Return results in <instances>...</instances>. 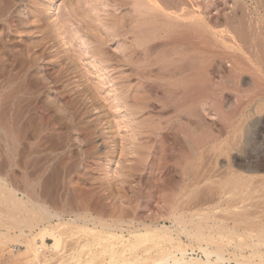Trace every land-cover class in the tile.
Returning a JSON list of instances; mask_svg holds the SVG:
<instances>
[{"label":"rangeland","instance_id":"1","mask_svg":"<svg viewBox=\"0 0 264 264\" xmlns=\"http://www.w3.org/2000/svg\"><path fill=\"white\" fill-rule=\"evenodd\" d=\"M54 2H56L59 5L58 10L55 14L49 15L48 14L49 7ZM195 11H199L200 14L192 15V12H195ZM192 17L200 18L205 23H207L209 26H214L213 28L217 30H221V29L227 30L228 29V30L235 31L236 36L238 37L239 49H237L235 53L234 50L236 49L234 50L232 49L231 51V49H229L225 41L224 43L223 41L222 42L219 41V43L217 42L215 43L216 40L212 38L213 36L210 37L211 35L210 31H208L205 35H203V37L201 38L199 37L201 39L199 41V38L197 37V35L196 34L194 35L195 33L194 30L193 32L191 31L192 29L190 30L189 24H191ZM176 24L179 28H177ZM180 24L181 25L183 24L184 27L183 25L181 27ZM187 24H188V27H187ZM169 28L172 31H169L168 30ZM187 30H190V31H187ZM168 31L171 33H169ZM174 31L175 33H173ZM186 31L190 33H187ZM185 33L186 35L189 34L187 35L188 37L191 34L192 35L188 38L186 35L184 36ZM192 37H194V40ZM196 40H198V42ZM184 41L187 42L188 44L189 42H191L190 44L192 47L187 46L188 44H186ZM208 41L210 42V44H208L209 43ZM248 41L249 42L252 41L254 43L260 42L262 43V46L264 47V2L263 0H0V64L3 65V66L0 65V73H1L0 77L3 79L5 78L7 79V80L5 79L4 81L3 79L1 80L0 78V84L2 81V84L0 85V100L2 99L6 101L7 99L8 101V102L2 101V100H1L2 102L0 101L2 105V106L0 105V111L2 110V112H0V123H1L0 130L2 129L0 131V166H1L0 176H2L5 180L11 181V178L9 177H11L12 175L13 177H18L19 175L21 176L23 174L21 173L22 170L15 171L14 169L10 168V165H8L10 163L8 161H10V158L12 157V153H11L12 141H9L8 139L10 138L12 139L13 138L12 133H14V129L12 125L13 123L11 120L12 115L11 116L9 115L10 113L11 114L14 113L12 110L15 108L13 107L11 103L13 102L12 100L16 98V95H17L18 98L20 97V99L18 98L16 99V104L18 103L17 105L20 106L17 109L20 110L18 111L19 113L21 112V115L25 116L24 117L20 115L21 117H23L22 119L25 120V122L22 119L20 121L21 123L19 125V127L21 128L20 136L22 135L23 138L25 134H26L25 137L28 136L27 138H24V140L21 136L22 144L20 147L21 149L20 151L22 153L25 152L26 150V149H23V148H26L25 145L29 144L30 142L28 141V139L31 141L32 140L34 141L36 136H38L40 129L43 125L42 124L43 119L45 117L49 119L47 127H49L48 129L50 130H48V133H47L48 135L46 136V138L40 141L41 142L40 144L41 146L44 145L42 148L43 149L45 148L44 150L47 151L46 153L47 157L49 154L50 155L52 154L51 155L52 158L50 159L51 163L46 162V161H43V162H46V163H43L41 161L43 163L42 165L39 160H38L39 162L37 161L38 159L37 157H35L36 159L33 158L32 161L36 160L37 163H40L41 165L38 164L37 166V163L36 165L32 164L34 166L30 170L31 175H29V180L32 181L34 179L32 183L33 182L35 183V184L33 183L34 184L33 186L35 188L32 186L33 187L32 189L35 190L34 194L36 193L35 194V197L37 196L36 199H38L39 197L38 201L42 203H44L45 201L46 205L49 204L48 207H50L51 205L53 207V208L50 207L52 210L53 209L59 210L62 207L63 208L69 207V209L71 207L72 208L71 210H77L78 208L82 206L81 209L88 208L89 211L96 217L98 215L99 216L102 215L103 212L105 213L106 211V213L103 214V217L106 219V222L108 221L109 223H113L111 221H115V220L119 221V219L122 221H127L124 227L126 231L127 229L130 230V228H133V227L135 228L139 227V230H142L146 225H148L147 227L151 226L152 228L154 227L155 229L156 228L160 229L165 226L166 227L173 226L172 222L169 220V213L171 211L170 209L173 208V206L175 205V202L178 200L177 201L178 204L176 205H180V206L185 205L186 202L188 201L185 209H187V212H189V209H191L192 212L190 211L191 212V213L189 212L190 214L194 212L196 207L199 210H204L206 208L205 211H208V209H210L211 207L213 208L217 206L216 208L217 210L215 208L210 209L214 212L213 214L211 211V215L214 217V215L217 213L216 215L218 217L217 216L216 217L217 218L221 217L219 219H216V217L214 218L218 220L217 223L219 225L225 224L227 227L229 228L231 227L232 229L235 228L236 224H235V221L233 222V219L235 217H233L232 214L231 215L229 214L231 218L230 216L226 215V212H229L230 210L231 211L236 210L235 211L237 212L236 214L238 213L244 214V212L246 213L247 211L246 215L252 214V216L254 215L253 217L256 218V221H253V222L264 223L263 222L264 221V218H263L264 217V198L260 197L262 192L260 191H259L260 193L256 192L258 194L254 193L253 194L254 198L250 199L251 201H248L247 203H245L246 205L236 204V206L238 205L239 207L242 206L241 207L242 209L233 207L230 210H227V206L226 204L224 206L223 200L216 202L217 200H215L214 193H213V196H211L212 195L211 192H213L211 190L212 186H210L211 183L203 184L202 187L198 188V190L196 187L193 188V186H190V188L187 186L186 188L185 187L186 185L182 180V174H181V168L183 164L182 163L183 161L181 160L183 159L181 157L182 154L180 152H182L181 150H185L184 148L186 144L185 153H187V151L191 153V151L193 150L192 151L193 153H191L193 155L196 149L200 147L199 149H197L195 154L199 155L198 153L200 151L204 152L203 154L204 158L202 157V159L205 160L204 161L205 163L202 160V162L204 163V170L206 171L207 170L210 171L212 169L216 170L214 171L216 174L213 173L215 174L214 176H218V173H219L221 174L219 176L222 177L223 173L225 174L227 172V168H228L227 166L229 165L230 160L234 158L232 159L231 163H233V165H235L238 168L237 169L234 166L235 169H237L242 174L246 173V174H243L245 176H248V174L249 176H252V173H253V175L255 176V182L257 178L258 180L259 178H261V180L259 181L257 180V183L264 185V181H262L264 178L263 177L264 176V171H263L264 169V161H263L264 160V108H263L264 107V72H263L264 69L262 67L260 68V64L258 65L255 59H252L255 57H254V54L250 52V50L248 51V48H249L247 46V43H249ZM207 44L211 46H208ZM196 47L198 48V50L196 49ZM191 48L196 49V50H192ZM230 51L232 53L234 52L233 56H231ZM14 53L16 55H14ZM211 53H215V56L218 55L216 56L217 58L214 55L212 56ZM251 54L253 55V57ZM261 56H264V55L261 54ZM193 60L197 62V64ZM188 61L189 63H193L194 65L196 64L195 66L197 65L199 66L193 69L194 67L192 68V66L194 65L192 64V66L189 65L191 67L188 68V66L187 65L185 66L184 64V63L189 64ZM215 62H216V65H214ZM230 62L232 64L234 63L233 64L235 65L234 69L231 67L232 64ZM229 64H230V68L228 66ZM204 65H207L205 66L206 67L205 70H204ZM208 65H212V66L209 67ZM179 66H182V67H179ZM214 66L217 69L214 68ZM241 66L243 70H241L242 69ZM176 67L180 70V72L179 70H176L177 69ZM207 67H209V69ZM13 68H14V71H12ZM139 68L143 69L144 71L142 70L140 71ZM161 68L162 69L165 68V69L162 70ZM182 68L184 69L183 70L184 72L182 73L183 75L181 74ZM200 68L202 69L200 70ZM229 69L230 71H228ZM236 69L237 70L239 69V71H237ZM160 70L162 71V73L161 72L157 73ZM219 70L221 73L218 72ZM235 70L237 71V73H235L236 72ZM163 71H164V74H163ZM189 71L192 73V75L190 73L189 76H192L193 78L192 77L190 78L189 76H187ZM224 71L227 73H224ZM18 72L20 73V75ZM152 72L154 75H152ZM165 72L170 75L166 74ZM200 72L202 73L200 74ZM232 72L234 75L235 74L236 75L234 76ZM13 73L15 76L13 75ZM173 73H175L176 76L181 74V76H179L180 78L178 76H177L178 78H176V76H174ZM208 74L210 75L209 77L207 76ZM220 74L221 76L222 74H224L226 78L224 77V75L221 77ZM260 74H262V76ZM161 75H164V76L161 77ZM197 75H198L200 83H202L200 84V86H199L198 79H195ZM8 76L14 79L11 78L10 80H8L9 79ZM56 76L58 77L56 78ZM153 76L154 77L156 76L157 78L156 77L154 78ZM167 76L170 81L167 79ZM182 76L184 77L185 82L183 81L184 79H182L183 78ZM145 77L149 78V79L147 78L149 80V83ZM210 77H212V79ZM160 78L161 79L164 78V79L159 80ZM208 78H210V80H212L213 83L212 81H209ZM233 78L234 79L239 78V81L234 80ZM176 79L180 80L181 83H184V84L183 85L179 84L180 82L179 81L177 82ZM186 79H189L190 82ZM225 79H227L226 80L227 82L225 81ZM228 79L230 81H228ZM11 80H13V82H10ZM195 80H197L198 82ZM150 81H153V82H150ZM191 81L193 82V84L191 83ZM208 82H211L212 86H210L211 83H208ZM220 82L222 85L224 84L222 87H220L221 86V84H219ZM238 82L240 83V85ZM156 83H159V84L155 85ZM174 83L175 84L178 83L179 85L176 84L175 86ZM205 83L206 84L208 83V84L206 85ZM217 83H218V86H217ZM164 84L166 86L168 84L169 85L166 87ZM236 84L237 86L239 85V87H236L235 86ZM5 85H8V86L5 87ZM161 85L163 87H161ZM180 85H182L183 87H181ZM190 85L192 86L195 85L193 87H196V88L199 87L198 89H200L201 91L203 89L202 86L204 87L208 86L209 89L206 87V90L209 91L207 94H210L208 97L210 96L211 97L209 98L210 100L208 99L209 101L207 100L208 102L204 101L207 103V104L205 103L206 105L203 104L204 102L202 101L201 96L199 97L196 96L195 98L193 97L194 96L193 93L197 94L198 91L200 90L195 88V91L196 90L198 91L196 92L191 91L194 89H191L193 87ZM179 86L181 87V89H183L182 91L184 93L188 92V95L189 93L191 94L190 96L193 95L192 96L193 99L190 97L188 99L190 100V102L189 104H187L188 108L191 105L190 103L196 104L195 105L196 107L193 106L194 104L191 105L192 107L190 106L192 109L191 113H190V110L189 109L187 110L186 108L187 102L183 106H180L178 108L176 107V102L178 101H176L175 99H180L179 96L183 93L181 89L177 90L179 89ZM214 86H217L218 88ZM188 87L190 90H187ZM212 87L214 88L211 89ZM230 87L234 89L232 90ZM25 88L26 89L28 88V89L25 90ZM169 88L174 91H171V90L169 91ZM223 88H224V91L222 90ZM2 89L3 90L5 89V90L3 91ZM160 89L162 93L160 92ZM211 90L213 91L215 90L216 92L218 90L217 92L218 94L215 91L211 93L212 92ZM164 91H166L168 94L165 93ZM231 91L232 92L235 91L234 94H232L235 98L230 95L232 93ZM12 92L13 93L15 92V94H13ZM29 92L31 94H29ZM172 92L174 94H177L179 92L180 93L179 95H175L176 97L178 96L177 98L173 97L174 98L173 99L172 96L171 97L168 96L169 97L168 99L167 95H173ZM219 92L223 94H220ZM227 92H229L230 94L229 93L227 94ZM201 93L205 94L204 92H201ZM154 94L158 96L155 97ZM215 94H217L216 96H218L219 94L220 95L219 97H216ZM4 95L5 97H2ZM149 95H151L152 97ZM223 95L225 96L222 98ZM161 97H162V100L166 99L165 101L167 103L169 101V103L165 104V101H162V103H164L163 105L161 104V102L159 103V100L161 101ZM212 97L214 98V101L211 100ZM157 98H159V100ZM170 98L172 99V101L170 100ZM199 98L202 101L201 103L198 102L200 101ZM22 99H24L25 102H23ZM204 99L205 98H203V100ZM148 100H150V102ZM193 100H196V101H193ZM19 101H20V104H19ZM217 101L218 102L220 101L219 105H216ZM222 101H224V103H222ZM172 102H174L175 104ZM212 102H215V103L212 104ZM146 103H148V105ZM170 103L174 104L175 107L172 105V107H169L170 109H168L167 105H169ZM232 103H235L234 104L235 108ZM45 104L47 107L45 106ZM230 104H232V106ZM262 104H263V107L261 106ZM198 105H200L201 108ZM209 105H212V106H209ZM145 106H148L149 108L147 107L146 109ZM221 106H225L226 109ZM260 106L262 109L260 108ZM30 107L32 109L34 108L35 110H32ZM150 107L152 109H156V112L155 110H152ZM164 107L167 109H165ZM173 107L175 108L174 111H172ZM207 107L208 108L210 107V108L208 109ZM211 107H213L212 110H211ZM220 107L221 109L223 108L224 109L218 110ZM227 107L228 108L231 107L230 110H227L228 109ZM24 108L25 109L28 108V109L25 110ZM179 108L185 109L184 111H182L181 116L179 114H181L182 109L180 110ZM233 108L236 110H234ZM257 108L259 109L257 110ZM194 109L197 112V114L194 111ZM231 109H233L235 112H233ZM260 109L263 112L260 113L261 111ZM216 110L218 112H216ZM186 111L187 113L189 112V115L186 113ZM198 111H201V112L199 113ZM220 111H222V113ZM27 112L29 113V115H27L28 114ZM47 112L49 113L48 115H46ZM219 112L221 114H219ZM159 113L161 115H158ZM165 113L171 114L170 116L172 119L167 114L165 116ZM174 113H177V114L174 115ZM193 114H196V117H198L201 114L198 118L200 119L202 118L204 121L203 120L200 121V119L198 121H194L196 120V117L195 119H192L194 118ZM42 116L44 117L42 118ZM217 116L218 117L220 116L221 120ZM237 116L238 118H236ZM7 117H9V119ZM173 117H175L176 120L177 119L182 120L183 118L185 119V117H187L186 120L183 119V121L186 123H188L189 121L188 124L192 127V131L191 130H190L191 132L189 131V128H191L189 125H188L189 127L187 126V127H184L183 129L182 128L183 126L181 127L178 120L177 121L174 120L175 118L173 119ZM226 117L229 120L226 119ZM160 118L164 120L166 119L165 122L167 124L165 123V127L167 128L164 127V120L162 119L160 120ZM188 118L191 120H189ZM216 118L219 120L217 121ZM222 118H224V120ZM230 118L231 120L233 119V122L235 124L237 123L235 126L241 125V127L245 129L247 128L248 125L249 126L252 125L251 128L254 126L253 129L249 130L248 129L249 127L247 129L248 131L253 133V134L251 133L253 137L255 136L253 140L256 144L252 143L253 142L252 140L251 142H249V144L248 142L246 145L243 143L244 146L239 145V149L230 151L231 155L230 153L229 155L231 157L228 155L230 159H228L227 156H223V155L222 156L216 155L217 156L216 157L214 156V154L211 153L215 157L214 158L210 154V152H208L209 147L207 146L208 144L209 146H211V144H218L223 141L222 139H224V141L226 140V137L228 136L227 134L226 136L224 135V137H221L220 139H218L219 141H217L216 138L217 136L219 137L218 131L222 130L221 126L223 127L225 125H229L230 123L229 121H231ZM71 119L73 121L75 119L76 121L74 128L69 127L71 125L70 124L71 122L69 123V121H72ZM156 119L157 121L155 122ZM167 119L172 124L168 122ZM241 119L244 120L245 123ZM4 120H6L7 122ZM27 120L28 122H26ZM158 120L160 122H158ZM59 121L61 123L63 122L62 125ZM190 121L191 122L193 121L192 124ZM222 121L224 122L225 125L224 124L218 125V123L220 122L222 123ZM22 122H24L25 125ZM194 125H195V128H194ZM199 125H201L200 130H199V127H200ZM212 125H215L216 128ZM158 126H161V127H158ZM206 127L207 128L211 127V128L206 129ZM241 127L239 128V134H238L239 137H243L244 135V133H241V130L243 132L245 131L244 129H241ZM28 128L30 130L33 128L31 130L32 132ZM159 128L162 131H160ZM186 128L188 129L186 130ZM203 128L206 130V132L204 133L202 131L204 130ZM6 129H7V133H6ZM54 129L55 131L56 130L57 131L55 132ZM176 130H177V133L178 132L180 134L184 133V135H180L179 133L176 134V132H174ZM8 132L11 134H9ZM22 132H25V134L23 135ZM34 132L37 134H35ZM205 133L206 134L208 133V135H206ZM195 135L198 137H195ZM50 136L51 138H48ZM203 137L205 138L206 141L209 140L207 141L208 143L204 140ZM210 137H213V138L210 139ZM161 138H163L165 141L163 139L161 141ZM174 138L178 139V141L174 140ZM193 138L194 139L197 138V139L194 140ZM202 138L203 140H201ZM179 139H180V143H179ZM190 139L193 140L192 141L193 143L195 141L196 143H194L193 145ZM259 139L261 140V142ZM42 142H43V145H42ZM168 142H169V146H171L170 148L169 146H167ZM173 142L174 143L176 142L178 145L176 143L174 144ZM186 142L188 143L190 142L189 143L190 145L187 146L188 143ZM203 142H206V144H203ZM2 143L4 146L2 145ZM159 143L161 144L159 145ZM181 144H183V146ZM253 144L255 145L254 148H253L254 146ZM162 145H164V147ZM174 145L176 148H174ZM247 145L248 146L250 145L249 148L247 147ZM251 145H252V148H251ZM189 146L191 147V149L188 150ZM193 146L194 148L195 146L197 148L194 149ZM85 151L87 153L86 155H85ZM9 155H11V157ZM46 155L44 154V156ZM162 155L164 157L167 155L166 156L167 158L166 157L164 158ZM62 156H63V159L65 160L62 159ZM65 156L68 159H66ZM173 157L175 159H173ZM224 157H225V160H224ZM162 158L164 162L162 161ZM172 159L175 160V162ZM165 161L166 162L168 161V163H166ZM171 161H173V163H169ZM212 161L214 162L212 163ZM62 163L63 164L67 163V164H65L66 165L65 166V165H62ZM174 163H176L177 165H175ZM209 164H211L212 166H210ZM216 165L217 167H215ZM2 167L4 168L5 171L3 170ZM246 167H250L251 169L255 168L256 170L258 168L260 172L259 170L255 172L256 171L255 169H253L255 171H252V173L244 172L243 170ZM42 168L44 169L45 172L43 171ZM68 168H70L71 170H68ZM33 169H35V171ZM64 169H67V172ZM139 169H141V171H138ZM218 170L220 171L218 172ZM3 171L5 172V174ZM41 171H43L42 172L43 175L40 174ZM32 173L34 174L35 177L33 176ZM23 175L21 177L20 176L18 177V180H19L18 183H21L23 181L22 179L24 177ZM165 176L167 178L168 177L170 178L167 179ZM220 177H218V179L215 177V179L219 180ZM165 178H166V181L164 180ZM38 179H39V183H38ZM67 180L70 182H68ZM177 181H179L180 183ZM173 183L176 185H174ZM182 183H184V185ZM256 185L259 186L258 187L259 189L260 187H261V190L263 189L261 185H258V184ZM185 188L188 189V191L185 190L188 193L189 191L190 192L195 191L194 193H197V195L192 192L195 198L194 197L192 198L191 193L190 195L186 193L185 191L182 192V190H184ZM201 190L203 191V194ZM179 191H181L182 193ZM180 193L182 196L180 195ZM188 195L191 197H188ZM179 196L181 197L179 198ZM184 196L185 197L187 196V199L188 198H191V199L189 200L186 199V201H184L185 200ZM200 196L202 198L201 200L199 199ZM203 196L207 198L209 196L210 198L213 197V199L208 198V200L209 201L212 200V202L210 201L211 203L210 202L208 203L207 198ZM174 197H177V198H174ZM172 198L174 199L172 200ZM95 199L98 200L97 203H96L97 200L95 201ZM196 199L200 201H197ZM203 199L207 201H204ZM202 200H203V204L205 205L201 206L202 207L201 208L199 205L202 204ZM189 201L190 202L192 201L191 204ZM193 202L195 204L199 202V204H196L197 205L196 206L193 204ZM206 202L209 205H207ZM219 203L220 204L222 203V204L219 206L218 205ZM224 203H227V202L224 201ZM86 204L88 206L90 204L91 205L88 207L86 206ZM94 204L96 206H94ZM243 206H246V208H244ZM90 207H93V209H90ZM220 208H223V209L220 210ZM82 211H86V210H82ZM218 212H220L219 215H218ZM235 212L233 213L235 214ZM222 217L224 218L226 217L225 220L227 218H230L231 220L228 221L229 224L227 222L228 219L224 221ZM259 217L262 218V222ZM255 218L253 220H255ZM258 218L260 221L258 220ZM71 219H75V218L74 217L66 218V220L68 221ZM221 219H223L222 220L223 224L220 221ZM131 223H133V227ZM56 224H57V221L54 222V225ZM78 224H79V227H76L78 226ZM128 224L130 225L128 226ZM233 224H234V228L232 227ZM67 226L65 228L63 226L62 228L60 227V229H58V232L60 231L59 233L64 232V234H67L65 235L67 237H64L65 239H63L64 240L63 249L61 248L62 250L59 251V253H56L55 258L52 261L48 262V264H64L62 260L64 261L66 258H68L67 259L68 262L65 260L66 261L65 264H68V263L75 264L76 262L79 261V259L82 260V261L80 260L81 262L80 264H82L84 263V261L86 262L89 259L88 258L89 253L91 254V252L93 251L94 252L98 251L97 247L96 248L95 247L84 248L87 242L92 241L91 240L92 234L98 232V230H96V232L91 231L92 233L89 231L88 233L86 232L88 230L86 229L85 231V227L84 225L82 226L80 221L77 224H75V226L72 225L71 229H70V226H68L69 228H67ZM74 227H76L77 229H75ZM0 228H1L0 234H2L1 232H4L5 229L2 227ZM81 228L83 230H81ZM89 228L92 229L93 227L89 226ZM9 231H11V236L15 237L13 232H16V230L13 231V229H11ZM143 232L144 231L142 230V233ZM124 236L126 240L127 238L128 239L130 238V235L128 234V232H126ZM185 238L186 237L182 238L183 244L190 245L187 238L186 239ZM86 239L88 240L87 242H86ZM46 243L49 246L55 245V237H54L53 231H50V230L47 231ZM149 245L151 246V244L145 245V251L147 252V254L151 255L152 253L156 252L155 254H152L154 256L152 260L155 259V255L158 258L160 257V254L162 253V251H168L170 249L169 247H166V248H162V251H161V248L159 249L158 247L157 249V247H155V249L153 248L155 252H153L152 249H149L148 247ZM150 248H152V246ZM228 248H229L228 249L229 253L233 254L234 252H236V250H234L235 248L233 247V245L232 246L228 245ZM26 249H27L26 246L20 243H10L8 245L0 244V264H24V263L25 264H29V263L39 264V261L38 262L34 261L35 263L34 262L32 263L31 261L33 258L30 255H27V254L21 255L22 252L26 251ZM88 249L91 251L89 252ZM142 249L143 250L141 251L142 252L141 255L148 256L146 255V252H144V248ZM188 249H190V251L188 252L190 257H194V258L202 257L205 260V257L199 251L193 252L191 251V247H188ZM231 249L233 250L231 251ZM83 251H85L84 252L85 255H83ZM229 253L226 254L227 258L230 257L231 255ZM50 254L51 253H48L47 251H43L41 253L40 261L42 262L45 261L46 258H44V256L50 255ZM245 254L250 255L248 249L247 251H245ZM145 256L143 258H145ZM72 257H74V259H72ZM75 257L79 259H76ZM75 259H76V262L74 261ZM231 264H235V262L232 261Z\"/></svg>","mask_w":264,"mask_h":264},{"label":"bare ground","instance_id":"2","mask_svg":"<svg viewBox=\"0 0 264 264\" xmlns=\"http://www.w3.org/2000/svg\"><path fill=\"white\" fill-rule=\"evenodd\" d=\"M263 2H264V0H263ZM58 4L56 3V2H54L50 7H49V10H48V14L49 15H52V14H55L56 12H57V10H58ZM197 12V13H196ZM197 14H200L199 13V11H195V12H192V15H197ZM193 18V17H192ZM191 18V24H189L190 25V30L193 32V30H194V35L196 34L197 35V37L199 38H201V37H203V35H205L208 31H210V37L211 36H213L212 38H214L216 41H215V43L217 42V43H219V41L220 42H222L223 41V43H224V41L227 43V46L229 47V49H231V51H232V49L234 50V49H236V50H234L235 51V53H236V51H237V49H239V44H238V37L236 36V32L235 31H232V30H217V29H215V28H213L214 26H209L207 23H205L203 20H201L200 18H193L192 19ZM183 25V24H182ZM182 25L180 24V26L182 27ZM176 26H177V24H176ZM183 27H184V25H183ZM185 27H186V25H185ZM187 27H188V24H187ZM171 28V27H170ZM170 28L168 29L169 31H172V30H170ZM177 28H179L178 26H177ZM174 29V28H173ZM175 30V29H174ZM190 30H187V31H190ZM168 31V32H169ZM180 31V30H179ZM186 31V32H187ZM178 32V31H177ZM191 32V33H192ZM169 33H171V32H169ZM173 33H175V31L173 32ZM180 33V32H179ZM187 33H190V32H187ZM177 34V33H176ZM175 34V35H176ZM181 34H182V32H181ZM186 35V33L184 34V36ZM187 35H189V34H187ZM186 35V36H187ZM192 35V34H191ZM190 35V36H191ZM209 35V34H208ZM189 36V37H190ZM207 36V35H206ZM188 37V36H187ZM186 37V38H187ZM188 37V38H189ZM196 37V36H195ZM193 38V40H194V37H192ZM198 38H196V39H198ZM199 38V41L201 40ZM189 40V39H188ZM197 42H198V40H196ZM213 41V40H212ZM185 42V41H184ZM193 42V41H192ZM209 42V41H208ZM249 42V41H248ZM186 44H188L187 42H185ZM191 42H189V44H190ZM196 43V42H195ZM201 43V42H200ZM214 43V42H213ZM187 45V46H191V44L190 45ZM206 44V43H205ZM208 44H210V42L208 43ZM207 44V45H208ZM221 44V43H220ZM183 45V44H182ZM194 45V44H193ZM214 45V44H213ZM140 46V45H139ZM208 46H211V45H208ZM218 46H220V45H218ZM247 46L249 47L248 48V51L250 50V52L251 53H253L254 54V57L255 58H252V59H255V61L258 63V65L260 64V68L262 67L263 69H264V56H261V54L262 55H264V47L262 46V43H260V42H249V43H247ZM192 47V46H191ZM214 47V46H213ZM138 48V47H137ZM140 48V47H139ZM148 48H150V47H148ZM187 48H189V47H187ZM195 48V47H194ZM210 48V47H209ZM212 48V47H211ZM215 48V47H214ZM145 49V48H144ZM147 49V48H146ZM192 49V48H191ZM190 49V50H191ZM196 49L198 50V48L196 47ZM196 49H192V50H196ZM199 49H201V48H199ZM213 49V48H212ZM216 49V48H215ZM11 50V49H10ZM189 50V49H188ZM187 50V51H188ZM135 51H137V50H135ZM214 51V50H213ZM217 51V50H216ZM230 51V53H231V56H233V54H234V52L232 53ZM13 52V51H12ZM192 52H194V51H192ZM195 52H197V51H195ZM229 53V54H230ZM212 54V56L214 55L215 56V53H211ZM14 55H16L15 53H14ZM252 55V54H251ZM216 56H218V55H216ZM215 56V57H216ZM235 56H236V54H235ZM252 57H253V55H252ZM18 58V57H17ZM194 58H195V56H194ZM211 58H213V57H211ZM217 58V57H216ZM233 58V57H232ZM251 59V60H252ZM2 60V59H1ZM16 60H18V59H16ZM217 60V59H216ZM194 61V60H193ZM4 62V61H3ZM195 62V61H194ZM213 62V61H212ZM253 62V61H252ZM2 63V62H1ZM14 63V62H13ZM12 63V64H13ZM188 63H189V61H188ZM196 64H197V62H195ZM208 63H210V62H208ZM214 63V62H213ZM231 63V62H230ZM236 63V62H235ZM8 64V63H7ZM18 64H19V62H18ZM185 64V66L187 65L188 66V68H190L191 66H192V64L193 63H189V64H186V63H184ZM184 64H182V65H184ZM195 64V65H196ZM207 64V63H206ZM212 64V63H211ZM232 64V63H231ZM234 64V63H233ZM232 64V65H233ZM253 64V63H252ZM1 66H3L2 64H0ZM6 65V64H5ZM17 65V64H16ZM189 65H191V66H189ZM194 65V64H193ZM192 66V68L193 69H195V67L197 68V66H199V65H197V66ZM213 65V64H212ZM212 65H208L209 67H211ZM214 65H216V62H215V64ZM231 65V67L234 69L235 68V65H233L232 66ZM15 66V65H14ZM205 66H207V65H204V70H205ZM229 66V68H230V64L228 65ZM243 66V65H242ZM242 66H241V68H242ZM253 66V65H252ZM13 67V66H12ZM18 67V66H17ZM179 67H182V66H179ZM202 67V66H201ZM209 67H207L208 69H209ZM256 67V66H255ZM259 67V66H258ZM4 68V67H3ZM177 68V67H176ZM187 68V69H188ZM214 68H216L215 66H214ZM213 68V69H214ZM259 68V69H260ZM10 69H11V67H10ZM17 69V68H16ZM21 69V68H20ZM19 69V70H20ZM155 69V68H154ZM153 69V70H154ZM162 69V68H161ZM165 69V68H164ZM164 69H162V70H164ZM185 69H186V67H185ZM202 68H200V70H201ZM210 69H212V68H210ZM217 69V68H216ZM239 69H240V67H239ZM239 69L237 70V71H239ZM18 70V69H17ZM139 70L141 71H144L143 69H141V68H139ZM152 70V71H153ZM159 70V69H158ZM170 70V69H169ZM168 70V71H169ZM176 70H179L178 68L176 69ZM182 70V72H181V74L184 72L183 70V68L181 69ZM190 70V69H189ZM199 70V71H200ZM207 70V69H206ZM235 70V71H236ZM241 70H243V68L241 69ZM241 70H240V72H241ZM5 71V70H4ZM12 71H14V68H13V70ZM12 71H11V73H12ZM149 71H151V70H149ZM166 71V70H165ZM171 71V70H170ZM191 71V70H190ZM189 71V73H188V75L187 76H189V74L191 73ZM196 71V70H195ZM198 71V70H197ZM209 71V70H208ZM216 71V70H215ZM214 71V72H215ZM228 71H230V69L228 70ZM232 71V70H231ZM237 71L235 72V73H237ZM260 71V70H259ZM6 72V71H5ZM4 72V73H5ZM16 72V71H15ZM14 72V73H15ZM22 72V71H21ZM25 72V71H24ZM23 72V73H24ZM48 72V71H47ZM162 73V71L160 70L159 72H157V73ZM179 72H180V70H179ZM178 72V73H179ZM218 72H220V70L218 71ZM233 72H234V70H233ZM233 72H232V74H233ZM261 72V71H260ZM264 72V71H263ZM14 73H13V75H14ZM19 73V72H18ZM17 73V74H18ZM28 73V72H27ZM141 73V72H140ZM146 73V72H145ZM166 73V72H165ZM186 73V72H185ZM184 73V74H185ZM195 73V72H194ZM202 72H200V74H201ZM221 73V72H220ZM224 73H227V72H225L224 71ZM239 73V72H238ZM1 74V73H0ZM9 74V73H8ZM29 74V73H28ZM143 74V73H142ZM148 74V73H147ZM163 74H164V71H163ZM166 74H168V73H166ZM172 74V73H171ZM174 74V76H176L175 75V73H173ZM181 74H179V75H177L178 77L179 76H181ZM199 74V73H198ZM204 74V73H203ZM203 74H202V76H203ZM216 74V73H215ZM228 74H229V72H228ZM19 75H20V73H19ZM22 75V74H21ZM25 75V74H24ZM23 75V76H24ZM149 75V74H148ZM151 75V74H150ZM152 75H154L153 74V72H152ZM156 75V74H155ZM160 75V74H159ZM159 75H157V76H159ZM168 75H170V74H168ZM183 75V74H182ZM191 75H192V73H191ZM196 75V74H195ZM206 75V74H205ZM204 75V76H205ZM214 75V74H213ZM217 75H218V73H217ZM224 74H222V76H223ZM234 75V74H233ZM236 75V74H235ZM234 75V76H235ZM238 75V74H237ZM261 76H262V74H260ZM2 76V75H1ZM4 76V75H3ZM15 76V75H14ZM28 76V75H27ZM140 76H141V74H140ZM146 76V75H145ZM162 76H164V75H161V77ZM173 76V77H174ZM176 76V78H178ZM193 76H194V74H193ZM208 77L210 76L209 74L207 75ZM220 76H221V74H220ZM221 76V77H222ZM233 76V77H234ZM7 77V76H6ZM9 77V76H8ZM16 77H17V75H16ZM19 77V76H18ZM58 76H56V78H57ZM148 77H150V76H148ZM147 77V78H148ZM154 77V76H153ZM156 77V76H155ZM154 77V78H155ZM183 77V76H182ZM186 77V76H185ZM190 78L192 77V76H189ZM213 77V76H212ZM212 77H210L211 79H212ZM217 77V76H216ZM219 77V76H218ZM224 77H225V75H224ZM1 78V77H0ZM12 78V77H11ZM10 77H9V79L8 80H10L11 79ZM146 78V77H145ZM146 78V79H147ZM152 78V77H151ZM157 78V77H156ZM169 78H170V76H169ZM175 78V77H174ZM173 78V79H174ZM180 78V77H179ZM193 78V77H192ZM210 78H208L209 79V81H212V80H210ZM220 78V77H219ZM226 78V77H225ZM229 78V77H228ZM3 78H1V80H2ZM6 79V78H5ZM5 79H3L4 81H5ZM12 79H14V78H12ZM16 79V78H15ZM149 79V78H148ZM147 79V81H148V83H149V80ZM153 79V78H152ZM164 79V78H163ZM163 79H159V80H163ZM167 79H168V76H167ZM182 79H184V77L182 78ZM195 79H198V81H199V78H198V75H197V77L195 78ZM214 79V78H213ZM222 79V78H221ZM234 79V78H233ZM7 80V79H6ZM54 80V79H53ZM142 80V79H141ZM169 80V79H168ZM177 80V79H176ZM186 80H188L189 81V79H186ZM201 80V79H200ZM220 80V79H219ZM227 79H225V81H226ZM234 80H237V81H239V78L238 79H234ZM154 81V80H153ZM153 81H150V82H153ZM158 81V80H157ZM170 81V80H169ZM175 81V80H174ZM180 82L179 84H184V83H181V81L180 80H177V82ZM184 82H185V79L183 80ZM195 81H197V80H195ZM194 81V82H195ZM197 81V82H198ZM216 81V80H215ZM214 81V82H215ZM228 81H230L229 79H228ZM10 82H13V80H11ZM9 82V83H10ZM57 82V81H56ZM143 82H145V81H143ZM159 82V81H158ZM163 82V81H162ZM173 82V81H172ZM190 82V81H189ZM227 82V81H226ZM233 82V81H232ZM4 83H6V82H4ZM147 83V82H146ZM147 83V84H148ZM169 83V82H168ZM186 83H187V81H186ZM191 83L193 84V82L191 81ZM208 83H211V82H208ZM207 83V84H208ZM212 83H213V81H212ZM212 83L210 84V86H212ZM222 83H224V82H222ZM239 83V82H238ZM258 83V82H257ZM1 84H2V81H1ZM0 84V85H1ZM151 84V83H150ZM157 84H159V83H156L155 85H157ZM160 84H162V83H160ZM167 84V83H166ZM171 84V83H170ZM175 84V83H174ZM176 84H178V83H176ZM176 84H175V86H176ZM178 84V85H179ZM188 84H190V83H188ZM200 84H202V83H200V81H199V86H200ZM206 84V83H205ZM204 84V85H205ZM206 84V85H207ZM219 84H221V82L219 83ZM228 84H230V83H228ZM9 85V84H8ZM8 85H5V87H7ZM11 85V84H10ZM145 85V84H144ZM153 85H154V83H153ZM152 85V86H153ZM165 85V84H164ZM169 85V84H168ZM167 85V86H168ZM182 85H180L181 87H183ZM187 85V84H186ZM224 85V84H223ZM222 84H221V86L220 87H222L223 86ZM239 85H240V83H239ZM239 85L237 86V84L235 85L236 87H239ZM12 86V85H11ZM166 86V85H165ZM164 86V87H165ZM166 86V87H167ZM171 86V85H170ZM179 86V89H177V90H180L181 89V87ZM190 86H192V85H190ZM193 86H195V85H193ZM192 86V87H193ZM209 86V87H210ZM217 86H218V83H217ZM217 86H214V87H217ZM230 86V85H229ZM3 87V86H2ZM146 87V86H145ZM154 87V86H153ZM161 87H163L162 85H161ZM186 87V86H185ZM197 87H198V85H197ZM202 87H203V89H202ZM201 87V89H202V91L200 90V89H198V88H196V87H193V88H191V89H194V90H191V91H195V88L196 89H198V90H200V91H198V90H196V91H198V93L197 94H195V93H193V97L195 98L196 96H201V98H202V101L204 102V101H207L210 97H208L210 94H207L209 91L208 90H206V87L208 88V86H206V87H204V86H202ZM214 87H212L211 89H213ZM228 87V86H227ZM232 87H234V86H232ZM150 88H152V87H150ZM157 88H159V87H157ZM170 88H172V87H170ZM169 88V91L171 90ZM173 88H175V87H173ZM178 88V87H177ZM218 88V87H217ZM225 88V87H224ZM224 88L222 89L223 91H224ZM231 88V87H230ZM22 89V88H21ZM28 89V88H27ZM26 88H25V90H27ZM145 89H147V88H145ZM164 89H166V88H164ZM163 89V90H164ZM209 89V88H208ZM232 89V88H231ZM234 89V88H233ZM232 89V90H233ZM3 90V89H2ZM5 90V89H4ZM3 90V91H4ZM18 90V89H17ZM20 90V89H19ZM162 90V91H163ZM183 89H181V91H182ZM186 90V89H185ZM184 90V91H185ZM187 90H190L189 89V87L187 88ZM216 90V89H215ZM214 90V91H215ZM226 90V89H225ZM238 90H240V89H238ZM157 91V90H156ZM159 91V90H158ZM168 91V90H167ZM168 91V92H169ZM171 91H174V90H171ZM195 91V92H196ZM212 91V92H211ZM210 92L211 93H213L214 91L213 90H211ZM220 91H221V89H220ZM229 91H230V89H229ZM235 91H236V89H235ZM235 91H231L232 93L230 94L229 92H227V94L229 93L231 96H233L232 94H234V92ZM20 92V91H19ZM23 92V91H22ZM148 92V91H147ZM151 92V91H150ZM160 92H161V89H160ZM159 92V93H160ZM165 93H167L166 91H164ZM176 92V91H175ZM183 92V91H182ZM186 92V91H185ZM199 92H200V94H199ZM201 92H204L205 94H203V93H201ZM216 92V91H215ZM217 92H218V90H217ZM216 92V93H217ZM239 92V91H238ZM13 93V92H12ZM17 93V92H16ZM153 93V92H152ZM162 93V92H161ZM170 93V92H169ZM173 93V92H172ZM180 93V92H179ZM179 93H177V94H174L173 93V95H167V98L169 99V97L168 96H172V98L173 97H176L175 95H179ZM184 93V92H183ZM181 94L179 97H180V99H175L176 101H178V102H176V107L178 108V107H180V106H183L186 102V108H187V110L189 109L190 110V113H191V105H193L192 103H190L191 105V107L189 106V108H188V106H187V104H189V102H190V100H188L190 97L193 99V97L192 96H190L191 94L189 93V95H188V92H186V93H184V94ZM220 93V92H219ZM13 94H15V92L13 93ZM12 94V95H13ZM21 94V93H20ZM27 94V93H26ZM29 94H31L30 92H29ZM168 94V93H167ZM199 94V95H198ZM202 94V95H201ZM218 94V93H217ZM217 94H215V96L217 95ZM220 94H223V93H220ZM219 94V95H220ZM22 95V94H21ZM20 95V96H21ZM152 95V94H151ZM151 95H149V96H151ZM155 95V94H154ZM161 95V94H160ZM162 95H164V94H162ZM166 95V94H165ZM213 95V94H212ZM219 95L218 96H216V97H219ZM156 96H158V95H155V97ZM225 95H223L222 96V98L224 97ZM227 96V95H226ZM2 97H5V95L4 96H2ZM1 97V98H2ZM10 97V96H9ZM8 97V98H9ZM13 97H15V96H13ZM13 97H12V99H13ZM25 97V96H24ZM147 97V96H146ZM152 97V96H151ZM165 97V96H164ZM163 97V98H164ZM178 97V96H177ZM176 97V98H177ZM234 97V96H233ZM237 97V96H236ZM18 97H17V95H16V98H14L12 101V105H13V107L15 108V109H13L12 111L14 112V113H10V115L9 116H11L12 115V117H11V120H12V125H13V129H14V133H12L13 134V138L11 139H8L9 141H12V151H11V153H12V157H11V155H9L11 158H10V161H8V162H10L8 165H10V168H12V169H14L15 171H17V170H22L21 171V173H23L22 175L24 176L22 179H23V181L21 182V183H18L19 182V180H18V177L20 176H18V177H13V175L11 176V177H9V178H11V181H8V180H5L2 176H0V227H2V228H4L5 229V233L4 232H1L2 234H0V244H2V245H8V244H10V243H20V244H23L24 246H26V251L25 252H22V254L21 255H25V254H27V255H30L33 259H32V263L34 262V261H36V262H38L39 261V264H48V262H50V261H52L54 258H55V256H56V253H59V251H61L62 249H63V243H64V240L63 239H65L64 237H67V236H65V235H67V234H64V232H61V233H59L58 232V229H60V227L62 228L63 226H64V228L68 225V226H70V229L72 228V225H74L75 226V224H77L79 221L81 222V224H82V226L84 225V227H85V231H86V229L88 230V231H86V232H88L89 233V231L91 232H93V231H95L96 232V230H98V232H96V233H94V234H92V241H89V242H87L88 240L86 239V245L84 246L83 244V246H84V248H88V247H97L98 249V251H93V252H91V254L89 253L88 255H89V259L85 262L84 261V263H82V264H231V262L232 261H234L235 262V264H264V223H258V222H253V221H256V218L255 217H253L252 216V214H250V215H246L247 214V211H246V213L244 212V214L242 213V214H240V213H238V214H236L237 212H235V211H231L230 209L231 208H233V207H237L238 209H242L241 207H239V205L241 204H244V205H246L245 203H247L248 201H251L250 199H253L254 198V193H256V192H262L261 193V195L263 194L264 195V193H263V189H264V185H261L260 183H257V180H258V178H257V180H256V182H255V176L253 175V173H252V171H255L256 169L255 168H253V169H255V170H253V169H251L250 167H246L243 171L244 172H248V173H252V176H249V174H248V176H245V175H243V174H246V173H240L237 169V167L235 166V165H233V163H231V161H232V159H234V158H232L231 160H230V162H229V165L226 167L227 168V172L224 174L223 173V175H222V177H220L219 175H221V174H219L218 172L220 171V170H218V176H214L216 173L214 172V171H216V170H214V169H212L211 167V169L212 170H210V171H206V170H204V161L205 160H203L202 159V157H203V154H204V152L203 151H198L199 153V155H197V154H195L196 153V151H197V149H199L200 147H196L195 146V148H197L196 149V151H195V153H194V155L193 154H191V153H193L192 151H191V153H189L188 151H187V153H185V150H186V144H185V150H181L182 152H180L181 154H182V159L183 160H181V161H183L181 164H182V168H181V174H182V180H183V182L185 183V187L187 188V186L190 188V186H193V188L194 187H196L197 188V190H198V188H200V187H202V185L203 184H210V186H212V191L213 192H211V196H213V193H214V197H215V200H217L216 202H218V201H222L223 200V204H224V206H225V204H226V206H227V210H230L229 212H226V215H228V216H230L231 214H232V216L233 217H235L234 219H233V217H232V219H233V222L235 221V224H236V226H235V228H234V224H233V228L234 229H232L231 227V229L229 228V227H227L225 224H223V222H222V220L224 219V221H226L227 219V222L229 221V220H231L230 218H231V216H230V218H227L226 220H225V218L224 217H222L223 219H221L220 221H221V223L223 224V225H219L217 222H218V220H216V219H219V218H221V217H219V218H217L218 216L215 214L214 215V217L211 215V211L212 210H210V209H208V211H205V209L204 210H199L197 207H196V209H198V210H194V212L192 213V214H190L192 211H191V209H189V212H187V209H185L186 208V204H187V202H186V204L185 205H182V206H180V205H176V204H178V200L175 202V205L173 206V208H171L170 210V213H169V220L172 222V224H173V226L172 227H162V228H160V229H158V228H152L151 226L150 227H147L148 225H144L145 227L142 229L144 232L142 233V230H139V227L138 228H135V227H133V223H131L132 224V227L134 228V230H133V228H130V230H128L127 229V231H126V229H124V227H125V225H126V223H127V221H122V220H120L119 219V221H117V220H115V221H111V222H113V223H109L108 221L106 222V219L103 217V214H105L106 213V211H105V213L103 212V214L102 215H98L97 217L96 216H94L90 211H89V209L87 208V209H81V207L80 208H78L77 210H71L72 208L70 207V209H69V207H62L61 209H59V210H52L51 208H53L51 205H50V207H48V205H46L45 204V201H44V203H42V202H40V201H38L39 200V197H38V199H36L37 198V196L35 197V194H34V192H35V190L34 189H32L34 186V184L32 183V181H34V179L31 181V180H29V175H31L30 174V170L33 168V166L34 165H32V164H35L36 165V163H37V161L39 160L40 162L42 161H46V162H50L51 163V158H52V154L50 155H48V157H47V155H46V153H47V151L46 150H44L42 147L44 146L43 145V142H42V145L43 146H41V142L40 141H42L43 139H45L46 138V136L48 135L47 133H48V130H50V129H48L49 127H47V125H48V121H49V119L47 118V117H45L44 119H43V125H42V127H41V129H40V132H39V134H38V136H36V138H35V140L33 141H31V140H29L28 139V141H30L29 142V144H26L25 146H26V148H23V149H26L25 150V152H21L20 150V147H21V136H20V130H21V128L19 127V125L21 124L20 123V121H21V119L23 118V117H21V116H24V115H21V112L19 113V109H17V108H19L20 106L19 105H17L16 104V99H17ZM166 98V97H165ZM166 98V99H167ZM203 98H205L204 100H203ZM235 98V97H234ZM4 99V98H3ZM18 99H20V97L18 98ZM148 99V98H147ZM154 99H156V98H154ZM158 100H159V98H157ZM165 99V100H166ZM174 99V98H173ZM197 99V98H196ZM200 99V98H199ZM218 99V98H217ZM221 99V98H220ZM219 99V100H220ZM226 99V98H225ZM231 99V98H230ZM2 100V99H1ZM0 100V101H1ZM23 100V102H25L24 101V99H22ZM62 100V99H61ZM157 100V101H158ZM164 99L162 100V97H161V101L159 100V103L161 102V104L163 105L164 103H162V101H165ZM170 100L172 101V99L170 98ZM174 100V101H175ZM198 100V99H197ZM210 100V99H209ZM208 100V101H209ZM211 100H213L214 101V98L212 97V99ZM216 100V99H215ZM222 100H224V99H222ZM2 101H5V100H2ZM1 101V102H2ZM6 101H7V99H6ZM5 101V102H6ZM32 101V100H31ZM33 101H35V100H33ZM71 101H72V99H71ZM149 102H150V100H148ZM152 101V100H151ZM156 101V102H157ZM193 101H196V100H193ZM201 101V99H200V101H198V102H202ZM207 101V102H208ZM226 101V100H225ZM230 101V100H229ZM233 101V100H232ZM8 102V101H7ZM11 102V101H10ZM17 102H18V100H17ZM23 102H22V104H23ZM145 102H146V100H145ZM144 102V103H145ZM184 102V103H183ZM216 102V101H215ZM215 102H212V104H214ZM220 102V101H219ZM219 102L217 101V103H216V105H219ZM28 103V102H27ZM70 103V102H69ZM167 102L165 101V104H166ZM168 103H169V101H168ZM167 103V104H168ZM172 103H174V102H172ZM197 103V102H196ZM206 102H204L203 104H205ZM222 103H224V101H222ZM231 103V102H230ZM10 104V103H9ZM19 104H20V101H19ZM39 104V103H38ZM147 105H148V103H146ZM171 104V103H170ZM170 104L169 105H167L168 107V109H170L169 107H172V105L174 106V104H171V106H170ZM207 104V103H206ZM205 104V105H206ZM211 104V103H210ZM233 104V106H234V104L235 103H232ZM232 104H230L231 106H232ZM0 105H1V103H0ZM32 105V104H31ZM36 105V104H35ZM50 105V104H49ZM48 105V106H49ZM69 105V104H68ZM158 105V104H157ZM196 104H194L193 106H195ZM201 105V104H200ZM200 105H198L199 107H200ZM229 105V106H230ZM237 105V104H236ZM2 106V105H1ZM7 106V105H6ZM18 106V107H17ZM23 106V105H22ZM25 106V105H24ZM40 106V105H39ZM42 106V105H41ZM45 106H46V104H45ZM144 106V105H143ZM198 106H197V108H198ZM208 106V105H207ZM209 106H212V105H209ZM225 106H227V105H225ZM225 106H221V107H224L225 108ZM262 107H263V104L261 105ZM261 106H260V108H261ZM33 107H34V105H33ZM36 107H38V106H36ZM43 107V106H42ZM47 107V106H46ZM146 107V109H147V107L148 106H145ZM155 107V106H154ZM153 107V108H154ZM158 107V106H157ZM175 107V106H174ZM173 107V109H172V111H174L175 110V108ZM196 107V106H195ZM194 107V108H195ZM213 107H215V106H213ZM213 107H211V110H212V108ZM221 107L218 109V110H220L221 109ZM2 108V107H1ZM6 108V107H5ZM5 108H3V109H5ZM22 108V107H21ZM29 108V107H28ZM28 108H26V109H28ZM31 108V107H30ZM45 108V107H44ZM49 108V107H48ZM142 108V107H141ZM149 108V107H148ZM151 108V107H150ZM165 108V107H164ZM167 108H165V109H167ZM184 108H185V106H184ZM184 108H179L180 110H181V114H179L180 116L182 115V111H184L185 109ZM196 108V109H197ZM201 108V107H200ZM204 108V107H203ZM208 108V107H207ZM206 108V109H207ZM210 108V107H209ZM208 108V109H209ZM216 108H217V106H216ZM215 108V109H216ZM223 108V109H224ZM228 108V107H227ZM230 108L231 107H229L227 110H230ZM234 108H235V106H234ZM233 108V109H234ZM264 108V107H263ZM25 109V108H24ZM25 109V110H26ZM32 109V108H31ZM38 109V108H37ZM145 109V108H144ZM152 109V108H151ZM163 109V108H162ZM161 109V110H162ZM223 109H221V110H223ZM226 109V108H225ZM231 109L233 112H235L234 110H236V109ZM259 108H257V110H258ZM262 109V108H261ZM260 109V110H261ZM7 110V109H6ZM10 110H11V108H10ZM9 110V111H10ZM19 110V111H18ZM32 110H35L34 108L32 109ZM31 110V111H32ZM143 110V109H142ZM152 110H155V112H156V109H152ZM178 110V109H177ZM198 110V109H197ZM202 110V109H201ZM256 110V111H257ZM259 110V111H260ZM4 111V110H3ZM30 111V110H29ZM37 111V110H36ZM39 111V110H38ZM159 111V110H158ZM166 111V110H165ZM194 111H195V109H194ZM193 111V112H194ZM203 111V110H202ZM204 111H205V109H204ZM213 111H215V110H213ZM226 111V110H225ZM0 112H2V110L0 111ZM7 112V111H6ZM33 112V111H32ZM46 112V111H45ZM50 112V111H49ZM179 112V111H178ZM196 112V111H195ZM199 113L201 112V111H198ZM206 112H208V111H206ZM216 112H218L217 110H216ZM221 113H222V111H220ZM219 112V114H221ZM228 112V111H227ZM226 112V113H227ZM261 112H263L262 110L260 111V113ZM5 113V112H4ZM8 113V112H7ZM28 113V112H27ZM163 113V112H162ZM169 113H171V112H169ZM185 113V112H184ZM186 113H187V111H186ZM185 113V114H186ZM204 113V112H203ZM209 113H211V112H209ZM232 113V112H231ZM230 113V114H231ZM259 113V112H258ZM3 114V113H2ZM25 114V113H24ZM33 114V113H32ZM41 114H42V112H41ZM40 114V115H41ZM49 113L47 112V114L46 115H48ZM55 114V113H54ZM166 114L168 115V116H170L171 114H168V113H165V116H166ZM175 114H177V113H174V115ZM188 115H189V112L187 113ZM196 114H197V112H196ZM196 114H193L194 115V118H192V119H195V117H196ZM229 114V113H228ZM233 114H235V113H233ZM4 115H6V114H4ZM21 115V116H20ZM27 115H29V113L27 114ZM158 115H161L160 113L158 114ZM201 115V114H200ZM199 115V116H200ZM218 115V114H217ZM223 115V114H222ZM222 115H220V116H222ZM226 115V114H225ZM225 115H224V117H225ZM239 115V114H238ZM2 116V115H1ZM45 116V115H44ZM44 116H42V118L44 117ZM162 116H164V115H162ZM167 116V117H168ZM192 116V115H191ZM198 116V117H199ZM220 116L218 117L219 119H220ZM227 116V115H226ZM236 116V115H235ZM25 117V116H24ZM27 117V116H26ZM31 117V116H30ZM49 117H50V115H49ZM63 117V116H62ZM74 117V116H73ZM160 117V116H159ZM178 117V116H177ZM198 117H196V120H194V121H198L200 118H198ZM202 117V116H201ZM228 117V116H227ZM226 117V119H228ZM231 117V116H230ZM240 117V116H239ZM245 117V116H244ZM2 118H4V117H2ZM1 118V119H2ZM8 119H9V117H7ZM65 118V117H64ZM158 118V117H157ZM163 118V117H162ZM162 118H160V120L162 119ZM165 118V117H164ZM170 118H171V116H170ZM175 117H173V119H174ZM181 118H183V117H181ZM181 118H179V119H181ZM186 118L187 117H185V119L184 120H186ZM191 118V117H190ZM232 118V117H231ZM231 118H230V120H231ZM233 118H234V116H233ZM236 118H238V116L236 117ZM249 118V117H248ZM62 119V118H61ZM172 119V118H171ZM183 119L182 120H178V122L180 123V125H181V127L184 129V127H187L189 124V121H188V123H186V122H184L183 121ZM189 119V118H188ZM219 119H217L216 118V120L218 121ZM223 120H224V118H222ZM245 119H247V118H245ZM10 120V121H11ZM23 120V119H22ZM54 120V119H53ZM72 120V119H71ZM162 120H164V119H162ZM168 120V119H167ZM174 120H176V118L174 119ZM176 120V121H177ZM189 120H191V119H189ZM201 120H203L202 118L200 119V121ZM221 120V119H220ZM229 120V119H228ZM227 120V121H228ZM236 120V119H235ZM242 120V119H241ZM4 121H6V120H4ZM24 122H25V120H23ZM157 121V119L155 120V122ZM166 121V119L164 120V127H165V122ZM204 121V120H203ZM226 121V120H225ZM243 122H244V120H242ZM2 122H3V120H2ZM7 122V121H6ZM9 122V121H8ZM24 122H22L23 124H24ZM26 122H28V120L26 121ZM39 122H41V121H39ZM53 122V121H52ZM60 122V121H59ZM67 122V121H66ZM71 122V123H70ZM75 119H74V121L72 120V121H69V123L71 124L69 127L70 128H74L75 127ZM158 122H160L159 120H158ZM163 122V121H162ZM168 122H170L169 120H168ZM191 122V121H190ZM193 122V121H192ZM192 122H191V124H192ZM214 122V121H213ZM230 123H229V125H225L224 124V122L222 121V123L220 122V123H218V125L219 124H224L225 126H221V129L222 130H220V131H218L219 132V137L217 136V141H219L218 139H220L221 137H224V135L226 136V134L228 135L227 137H226V140L224 141V139H222L221 141L222 142H220V143H218V144H211V146H209V144H208V146L207 147H209V151L208 152H210V154L212 153V154H214V156H227L228 157V155H229V153H230V151H233V150H237V149H239V145H243V143L246 145L247 144V142H248V144H249V142H251L252 140H253V138L255 137H253V133L252 132H250V131H248V129L250 130V129H253V127L251 128V126H247V130L245 129V128H243V127H241V125H239V126H235L236 124L233 122V119L231 120V121H229ZM237 122V121H236ZM5 123V122H4ZM61 123V122H60ZM63 123V122H62ZM62 123H61V125H62ZM171 123V122H170ZM178 123V124H179ZM197 123V122H196ZM201 123V122H200ZM204 123V122H203ZM215 123V122H214ZM245 123V122H244ZM250 123V122H249ZM52 124V123H51ZM50 124V125H51ZM167 124V123H166ZM169 124V123H168ZM172 124V123H171ZM174 124V123H173ZM226 124H227V122H226ZM243 124V123H242ZM254 124V123H253ZM0 125H1V123H0ZM3 125V124H2ZM6 125V124H5ZM4 125V126H5ZM10 125V124H9ZM25 125V124H24ZM40 125V124H39ZM60 125V126H61ZM160 125V124H159ZM163 125V124H162ZM179 125V126H180ZM217 125V126H218ZM29 126V125H28ZM64 126V125H63ZM67 126H68V124H67ZM167 126V125H166ZM176 126H177V124H176ZM190 126V125H189ZM188 126V127H189ZM200 127H199V130L201 129V125H199ZM212 126H214L215 127V125H212ZM219 126V127H220ZM1 127V126H0ZM6 127V126H5ZM25 127V126H24ZM77 127V126H76ZM158 127H161V126H158ZM164 127H162V128H164ZM175 127V126H174ZM180 127V128H181ZM191 127V126H190ZM197 127V126H196ZM202 127H203V125H202ZM205 127V126H204ZM241 127V129H244L245 131L243 132L242 130H241V133H244V135L243 134H241V135H243V137H239L238 136V134H239V128ZM246 127V126H245ZM11 128V127H10ZM30 128V127H29ZM28 128V129H29ZM59 128V127H58ZM65 128H67V127H65ZM165 128H167V127H165ZM171 128H172V126H171ZM177 128H178V126H177ZM194 128H195V125H194ZM209 128H211V127H209ZM209 128H207L206 127V129H209ZM216 128V127H215ZM22 129H24V128H22ZM33 129V128H32ZM31 129V130H32ZM61 129V128H60ZM69 129V128H68ZM77 129V128H76ZM81 129V128H80ZM80 129H79V131H80ZM158 129V128H157ZM183 129H181V130H183ZM188 128H186V130H187ZM198 129V128H197ZM196 129V130H197ZM204 129V128H203ZM212 129H213V127H212ZM2 130V129H1ZM0 130V131H1ZM26 130H27V128H26ZM25 130V131H26ZM30 130V129H29ZM30 130V131H31ZM39 130V129H38ZM65 130V129H64ZM67 130V129H66ZM159 130H160V128H159ZM185 130V131H186ZM192 131V127L191 128H189V131ZM205 130V129H204ZM204 130H202L203 131V133L204 132H206V130L204 131ZM215 130V129H214ZM219 130V129H218ZM5 131V130H4ZM8 131H9V129H8ZM35 131V130H34ZM54 131H55V129H54ZM57 131V130H56ZM55 131V132H56ZM61 131V130H60ZM86 131V130H85ZM160 131H162V130H160ZM166 131H168V130H166ZM179 131V130H178ZM190 131V132H191ZM201 131V132H202ZM210 131V130H209ZM212 131V130H211ZM254 131V130H253ZM3 132V131H2ZM1 132V133H2ZM10 132H11V130H10ZM32 132V131H31ZM38 132V131H37ZM157 132V131H156ZM172 132V131H171ZM174 132H176V134H178L177 133V130L176 131H174ZM182 132H184V131H182ZM187 132V131H186ZM199 132V131H198ZM197 132V133H198ZM4 133V132H3ZM6 133H7V129H6ZM9 133V132H8ZM23 133V135L25 134V132H22ZM35 133V132H34ZM49 133H50V131H49ZM52 133V132H51ZM80 133V132H79ZM164 133V132H163ZM168 133V132H167ZM189 133V132H188ZM187 133V134H188ZM202 133V134H203ZM209 133V132H208ZM208 133L206 134V135H208ZM211 133V132H210ZM215 133V132H214ZM252 133V134H251ZM255 133H256V131H255ZM9 134H11V133H9ZM31 134V133H30ZM35 134H37V133H35ZM54 134V133H53ZM62 134V133H61ZM83 134V133H82ZM180 134V133H179ZM186 134V135H187ZM190 134V133H189ZM8 135V134H7ZM33 135V134H32ZM156 135V134H155ZM162 135V134H161ZM160 135V136H161ZM171 135V134H170ZM173 135H174V133H173ZM180 135H184V133L183 134H180ZM193 135V134H192ZM210 135V134H209ZM214 135V134H213ZM217 135V134H216ZM240 135V136H241ZM256 135V134H255ZM25 136H26V134H25ZM24 136V138H27V137H25ZM34 136V135H33ZM84 136V135H83ZM86 136V135H85ZM169 136V135H168ZM189 136H191V135H189ZM188 136V137H189ZM198 136H199V134H198ZM198 136H196L195 135V137H198ZM257 136H258V134H257ZM263 136V135H262ZM20 137V138H19ZM30 137H31V135H30ZM29 137V138H30ZM82 137V136H81ZM89 137V136H88ZM158 137V136H157ZM164 137V136H163ZM177 137V136H176ZM186 137V136H185ZM213 137H215V136H213ZM213 137H210V139L211 138H213ZM22 138H23V136H22ZM24 138H23V140H24ZM48 138H51V136L50 137H48ZM85 138V137H84ZM87 138V137H86ZM171 138V137H170ZM201 138V137H200ZM204 138V137H203ZM203 138L201 139V140H203ZM208 138V137H207ZM162 139L163 138H161V141H162ZM166 139V138H165ZM173 139V138H172ZM194 139V138H193ZM195 139H197V138H195ZM194 139V140H195ZM215 139V138H214ZM6 140V139H5ZM47 140V139H46ZM85 140V139H84ZM89 140V139H88ZM87 140V141H88ZM164 140V139H163ZM174 140H176V141H178V139H175L174 138ZM173 140V141H174ZM183 140V139H182ZM186 140H187V138H186ZM191 140V139H190ZM204 140H205V138H204ZM260 140V139H259ZM26 141V140H25ZM165 141V140H164ZM168 141V140H167ZM166 141V142H167ZM189 141V140H188ZM193 140H191V142H192ZM206 141V140H205ZM207 141H209V140H207ZM206 141V142H207ZM263 141V140H262ZM3 142V141H2ZM27 142V141H26ZM46 142V141H45ZM160 142V141H159ZM170 142V141H169ZM169 142H168V145L167 146H169ZM197 142H198V140H197ZM200 142H202V141H200ZM206 142H203V144H206ZM212 142V141H211ZM260 142H261V140H260ZM28 143V142H27ZM86 143V142H85ZM163 143V142H162ZM174 143V142H173ZM176 143V142H175ZM174 143V144H175ZM179 143H180V139H179ZM185 143V142H184ZM183 143V144H184ZM186 143H188V142H186ZM190 143V142H189ZM187 144V146L188 145H190V144ZM193 143V142H192ZM194 143H196V141L194 142ZM194 143H193V145H194ZM208 143V142H207ZM216 143V142H215ZM252 143H255L254 142V140H253V142ZM10 144V143H9ZM9 144H7V145H9ZM161 143H159V145H160ZM167 144V143H166ZM177 144V143H176ZM183 144H181L182 146H183ZM256 144V143H255ZM2 145H3V143H2ZM6 145V146H7ZM170 145H172V144H170ZM178 145V144H177ZM196 145V144H195ZM254 145V144H253ZM4 146V145H3ZM46 146H47V144H46ZM156 146V145H155ZM163 147H164V145H162ZM192 146V145H191ZM199 146V145H198ZM244 146V145H243ZM243 146H241V147H243ZM250 146V145H249ZM249 146L247 145V147L249 148ZM262 146V145H261ZM9 147V146H8ZM49 147V146H48ZM157 147V146H156ZM161 147V146H160ZM171 146H169V148H170ZM173 147V146H172ZM190 147V146H189ZM188 147V150L189 149H191V147L189 148ZM202 147V146H201ZM246 147V148H247ZM255 147V145L253 146V148ZM260 147V146H259ZM6 148V147H5ZM50 148V147H49ZM48 148V149H49ZM155 148V147H154ZM174 148H176L175 147V145H174ZM183 148V147H182ZM193 148H194V146H193ZM192 148V149H193ZM194 148V149H195ZM251 148H252V145H251ZM250 148V149H251ZM47 149V148H46ZM51 149V148H50ZM87 149H88V147H87ZM167 149V148H166ZM172 149V148H171ZM181 149V148H180ZM207 149V148H206ZM205 149V150H206ZM158 150H159V148H158ZM162 150H163V148H162ZM161 150V151H162ZM200 150H202V149H200ZM208 150V149H207ZM244 150V149H243ZM23 151V150H22ZM51 151V150H50ZM169 151H170V149H169ZM173 151V150H172ZM178 151V150H177ZM176 151V152H177ZM180 151V150H179ZM184 151V152H183ZM248 151V150H247ZM8 152V151H7ZM54 152V151H53ZM88 152V151H87ZM158 152V151H157ZM207 152V153H208ZM240 152V151H239ZM238 152V153H239ZM256 152V151H255ZM10 153V152H9ZM51 153V152H50ZM89 153V152H88ZM172 153V152H171ZM175 153V152H174ZM180 153H179V155H180ZM206 153V152H205ZM241 153H242V151H241ZM22 154V155H21ZM44 154L46 155V156H44ZM87 153H86V151H85V155H86ZM161 154H162V152H161ZM166 154V153H165ZM176 154V153H175ZM211 154V155H212ZM251 154V153H250ZM63 155V154H62ZM80 155V154H79ZM206 155V154H205ZM210 155V156H211ZM230 155H231V153H230ZM229 155V156H230ZM8 156V157H9ZM43 158H42V157ZM163 156V155H162ZM167 156V155H166ZM165 156V157H166ZM170 156H172V155H170ZM173 156H174V154H173ZM176 156V155H175ZM197 156H198V158H197ZM208 156V155H207ZM213 156V155H212ZM213 156V157H214ZM216 156V157H217ZM233 156H234V154H233ZM35 157H37L38 159H37V161L36 160H33L32 161V159L33 158H35ZM66 157V156H65ZM86 157V156H85ZM164 157V156H163ZM164 157V158H165ZM178 157V156H177ZM180 157V158H181ZM231 157V156H230ZM40 158V159H39ZM42 158V159H41ZM55 158V157H54ZM53 158V159H54ZM167 158V157H166ZM169 158V157H168ZM179 158V157H178ZM204 158V157H203ZM215 158V157H214ZM222 158V157H221ZM247 158V157H246ZM36 159V158H35ZM62 159H63V156H62ZM66 159H68L67 157H66ZM87 159V158H86ZM173 159H175L174 157H173ZM172 159V160H173ZM216 159H218V158H216ZM216 159H215V161H216ZM219 159H220V157H219ZM227 159V158H226ZM228 159H230L229 157H228ZM63 160H65V159H63ZM70 160V159H69ZM152 160H154V159H152ZM165 160H167V159H165ZM202 160H203V162H202ZM224 160H225V157H224ZM36 161V162H35ZM38 161V162H39ZM161 161V160H160ZM162 161H163V158H162ZM169 161V160H168ZM168 161L166 162V163H168ZM174 162H175V160H173ZM173 161H171V162H169V163H173ZM179 161V160H178ZM177 161V162H178ZM207 161H209V160H207ZM264 161V160H263ZM262 161V162H263ZM7 162V163H8ZM33 162H35V163H33ZM41 162V164L43 165V163H46V162H43L42 163ZM65 162H67V161H65ZM153 162H155V161H153ZM159 162V161H158ZM164 162V161H163ZM214 161H212V163H213ZM226 162V161H225ZM249 162V161H248ZM54 163H55V161H54ZM54 163H52V164H54ZM161 163V162H160ZM179 163V162H178ZM211 163V164H212ZM220 163V162H219ZM235 163H237V162H235ZM251 163V162H250ZM249 163V164H250ZM2 164V163H1ZM38 164L39 165H41L40 163H37V166H38ZM65 164H67V163H65ZM65 164H63L62 163V165H65ZM146 164V163H145ZM175 165H177L176 163H174ZM174 164H173V166H174ZM211 164H209L210 166H212ZM241 164V163H240ZM245 164V163H244ZM248 164V165H249ZM263 164V163H262ZM261 164V165H262ZM3 165V164H2ZM49 165V164H48ZM163 165V164H162ZM172 165V164H171ZM208 165V164H207ZM253 165V164H252ZM257 165V164H256ZM52 166V165H51ZM66 166V165H65ZM145 166V165H144ZM153 166V165H152ZM179 166H181V165H179ZM213 166H214V164H213ZM237 168V169H235V167ZM241 166V165H240ZM246 166V165H245ZM254 166V165H253ZM41 167V166H40ZM47 167V166H46ZM64 167V166H63ZM68 167H69V165H68ZM149 167V166H148ZM151 167V166H150ZM155 167V166H154ZM153 167V168H154ZM159 167H160V165H159ZM162 167V166H161ZM165 167V166H164ZM205 167H206V165H205ZM215 167H217V165L215 166ZM219 167V166H218ZM242 167V166H241ZM263 167V166H262ZM261 167V168H262ZM0 168H1V166H0ZM3 168V167H2ZM9 168V167H8ZM48 168V167H47ZM51 168V167H50ZM67 168V167H66ZM170 168V167H169ZM173 168V167H172ZM172 168H171V170H172ZM220 168V167H219ZM218 168V169H219ZM225 168V169H226ZM257 168V167H256ZM260 168V167H259ZM6 169V168H5ZM43 169V168H42ZM145 169H146V167H145ZM160 169V168H159ZM178 169V168H177ZM216 169V168H215ZM222 169V168H221ZM243 169V168H242ZM3 170H4V168H3ZM34 171H35V169H33ZM37 170V169H36ZM41 170V169H40ZM64 170H66V172H67V169H64ZM68 170H71L70 168H68ZM143 170V169H142ZM167 170V169H166ZM169 170V169H168ZM170 170V171H171ZM179 170V169H178ZM257 170H259L258 168H257ZM257 170L255 171V172H257ZM5 171V170H4ZM3 171V172H4ZM33 171V172H34ZM43 171H44V169H43ZM43 171H41V175H43L42 174V172ZM138 171H141V169H139ZM163 171V170H162ZM175 171V170H174ZM222 171H224V170H222ZM241 171V170H240ZM263 171H264V169H263ZM11 172V171H10ZM45 172V171H44ZM165 172V171H164ZM168 172V171H167ZM172 172V171H171ZM259 172H260V170H259ZM0 173H1V171H0ZM68 173H69V171H68ZM67 173V174H68ZM70 173H71V171H70ZM179 173V172H178ZM213 173H215V174H213ZM222 173V172H221ZM4 174H5V172H4ZM13 174H14V172H13ZM16 174V173H15ZM33 174V173H32ZM180 174V175H181ZM213 174V175H212ZM3 175V174H2ZM21 175V176H22ZM166 175V174H165ZM169 175V174H168ZM171 175V174H170ZM176 175V174H175ZM255 175H257V174H255ZM9 176V175H8ZM15 176V175H14ZM20 176V177H21ZM33 176H34V174H33ZM32 176V177H33ZM44 176H46V175H44ZM68 176V175H67ZM70 176V175H69ZM167 176V175H166ZM165 176V177H166ZM254 176V177H253ZM35 177V176H34ZM178 177V176H177ZM180 177V176H179ZM215 177L218 179V177H220L219 178V180H217V179H215ZM260 177V176H259ZM264 177V176H263ZM164 178V177H163ZM167 178V177H166ZM166 178L164 179L165 181H166ZM168 178H170V177H168ZM167 178V179H168ZM181 178V177H180ZM6 179H7V177H6ZM21 179V180H22ZM31 179V178H30ZM43 179V178H42ZM66 179V178H65ZM176 179V178H175ZM215 179V180H214ZM10 180V179H9ZM18 180V181H17ZM37 180V179H36ZM45 180V179H44ZM70 180H71V178H70ZM172 180H173V178H172ZM172 180H171V182H172ZM259 180H261V178H259ZM258 180V181H259ZM31 181V182H30ZM43 181V180H42ZM68 181V180H67ZM66 181V182H67ZM176 181V180H175ZM180 181V180H179ZM179 181H177V182H179ZM262 181H264V178H263V180ZM68 182H70V181H68ZM168 182H169V180H168ZM168 182H166V183H168ZM261 182V181H260ZM38 183H39V179H38ZM65 183V182H64ZM176 183V182H175ZM180 183V182H179ZM184 183H182L183 185H184ZM174 184V183H173ZM177 184V183H176ZM176 184H174V185H176ZM190 184V185H189ZM256 184H258V185H261L262 187H263V189L261 190V187H260V189L258 188L259 186H257ZM262 184H263V182H262ZM33 186V187H32ZM179 187V186H178ZM205 187H206V185H205ZM35 188V187H34ZM184 189V190H182V192H184L185 190H187L188 191V189ZM182 189V188H181ZM205 189V188H204ZM203 189V190H204ZM180 190V189H179ZM190 190V189H189ZM196 190V191H197ZM202 191V190H201ZM200 191V192H201ZM207 191V190H206ZM210 191V190H209ZM208 191V192H209ZM215 191V192H214ZM70 192V191H69ZM179 192H181V191H179ZM181 192V193H182ZM186 192V191H185ZM192 192L193 191H189V193L188 192H186V193H188V194H192ZM195 192V191H194ZM193 192V193H194ZM259 192V193H260ZM67 193V192H66ZM181 193H180V195H181ZM206 193V192H205ZM190 194V195H191ZM194 194H196L197 195V193H194ZM201 194V193H200ZM202 194H203V191H202ZM201 194V195H202ZM256 194H258V193H256ZM255 194V195H256ZM66 195V194H65ZM185 195V194H184ZM187 195V194H186ZM206 195V194H205ZM207 195H208V193H207ZM253 195V196H252ZM260 195V197L262 198H264V196L262 195L261 196ZM20 196H22V197H20ZM40 196V195H39ZM177 196V195H176ZM182 196V195H181ZM181 196H179V198L181 197ZM63 197V196H62ZM68 197V196H67ZM185 197V196H184ZM188 197H191V196H189L188 195ZM195 198V196L192 194V198ZM198 197V196H197ZM203 197H205V196H203ZM174 198H177V197H174ZM174 198H172V200L174 199ZM178 198V199H179ZM183 198V197H182ZM205 198H207V197H205ZM204 198V199H205ZM209 199H213V197L212 198H210V196L208 197ZM208 198H207V200H208ZM62 199V198H61ZM186 199H187V196L185 197V200L184 201H186ZM189 199H191V198H188L187 200H189ZM200 200L202 199L201 198V196H200V198H199ZM203 199V200H204ZM68 200V199H67ZM97 199H95V201H96ZM194 200V199H193ZM197 200V199H196ZM200 200H197V201H200ZM203 200H202V204H203ZM207 200H204V201H207ZM215 200H213V201H215ZM47 201V200H46ZM183 201V200H182ZM183 201V202H184ZM211 202H212V200H210ZM209 200L207 201L208 203L210 202ZM224 201L225 202H227V203H224ZM48 202V201H47ZM51 202V201H50ZM54 202V201H53ZM71 202V201H70ZM78 202H80V201H78ZM98 202V200L96 201V203ZM171 202V201H170ZM190 202V201H189ZM192 202V201H191ZM191 202H190V204H191ZM207 202H206V204H207ZM210 202V203H211ZM216 202H214V203H216ZM234 202V203H233ZM63 203V202H62ZM69 203V202H68ZM67 203V204H68ZM82 203V202H81ZM95 203V202H94ZM173 203V202H172ZM205 203V202H204ZM233 203V204H232ZM52 204V203H51ZM193 204L194 205H196V204H199V202L198 203H194L193 202ZM200 204L199 206L201 207V206H204L205 204ZM213 204V203H212ZM222 204V203H221ZM220 203L218 204L219 206L221 205ZM236 204H239L238 206H236ZM83 205H84V203H83ZM91 205V204H90ZM89 205V206H90ZM93 205V204H92ZM98 205V204H97ZM169 205V204H168ZM207 205H209V204H207ZM216 205V204H215ZM214 205V206H215ZM54 206V205H53ZM65 206V205H64ZM80 206V205H79ZM86 206H88L87 204H86ZM88 206V207H89ZM94 206H96L95 204H94ZM170 206V205H169ZM168 206V207H169ZM185 206V207H184ZM188 206H189V204H188ZM197 206V205H196ZM223 206V205H222ZM61 207V206H60ZM83 207H85V206H83ZM100 207V206H99ZM191 207V206H190ZM195 207V206H194ZM193 207V208H194ZM244 208H246V206H243ZM55 208V207H54ZM57 208V207H56ZM95 208V207H94ZM101 208V207H100ZM192 208V207H191ZM202 208V207H201ZM216 209L217 208V206H215V207H213L212 209ZM219 208V207H218ZM224 208V207H223ZM223 208H220V210L221 209H223ZM226 208V207H225ZM81 209V210H80ZM90 209H93V207H90ZM82 210H86V211H82ZM217 210V209H216ZM245 210H247V209H245ZM98 211H99V209H98ZM195 211H197V212H195ZM224 211V210H223ZM238 211H240V210H238ZM242 211V210H241ZM169 212V211H168ZM225 212V211H224ZM233 212H235V214L233 213ZM98 213V212H97ZM212 213L214 214V212L212 211ZM219 213L220 212H218V215H219ZM228 213V214H227ZM96 214V213H95ZM190 214V215H189ZM222 214V213H221ZM230 214V215H229ZM226 215H224V216H226ZM263 215V214H262ZM165 216V215H164ZM217 216V217H216ZM221 216H223V215H221ZM252 218H250V217ZM255 216H256V214H255ZM67 217H74L75 219H71V220H66V218ZM107 217V216H106ZM216 217V219H214ZM258 217V216H257ZM255 218V220H253ZM260 218V217H259ZM259 218H258V220H259ZM264 218V217H263ZM134 220V219H133ZM260 220H261V222H262V218H260ZM259 220V221H260ZM55 221H57V224L56 225H54V222ZM169 222V221H168ZM230 222H232V221H230ZM264 222V221H263ZM138 223V222H137ZM220 223V224H221ZM224 223H226V222H224ZM145 224V223H144ZM158 224V223H157ZM228 224H229V222H228ZM130 224H128V226H129ZM165 225V224H164ZM67 226V228H69ZM89 226H92L93 228L91 229V228H89ZM128 226H126V227H128ZM76 227H79V224H78V226H76ZM76 227H74L75 229H77ZM66 228V229H67ZM1 229V228H0ZM11 229H13V231H15L16 230V232H13L14 233V235H15V237H13V236H11V231H9V230H11ZM79 229V228H78ZM48 230H50V231H53V233H54V237H55V245H53V246H49L47 243H46V235H47V231ZM81 230H83L82 228H81ZM1 231V230H0ZM91 232V233H92ZM126 232H128V234L130 235V238L128 239L127 238V240H126V238H125V236H124V234L126 233ZM63 233V234H62ZM88 236V235H87ZM176 237V238H175ZM183 237H186L187 238V240L189 241V243H190V245H184L183 244V242H182V238ZM88 238V237H87ZM89 238H90V236H89ZM88 238V239H89ZM185 238V239H186ZM147 244H151V246H152V248H150L151 246L149 245L148 247H149V249H152L153 250V248L155 249V247H157V249H158V247H159V249L161 248V251H162V248H166V247H169L170 249L168 250V251H162V253H161V251H160V257H158L157 258V256L155 255V259H153L152 260V258L154 257L152 254H155L156 252L153 250V252H155V253H152L151 255H148L147 254V252L145 251V245H147ZM228 245L229 246H232L233 245V247L235 248L234 250H236V252H234L233 254H231V253H229L228 252ZM82 246V247H83ZM188 247H191V251H193V252H195V251H199L200 253H202V255L205 257V260L201 257V258H194V257H190L189 256V251H190V249H188ZM62 248V249H61ZM142 248H144V252H146V255H148V256H150V257H148V256H145V255H141V251L143 250ZM231 248V247H230ZM90 249V248H89ZM88 249V250H89ZM157 249H156V251H157ZM247 249H248V251H249V254L250 255H248V254H245V251H247ZM86 250V249H85ZM95 250V249H94ZM146 250H147V248H146ZM233 249H231V251H232ZM43 251H47L48 253H51L50 255H46V256H44V258H46L45 259V261H40V258H41V253L43 252ZM87 251V250H86ZM91 250H89V252H90ZM150 251V250H149ZM148 251V252H149ZM159 251V250H158ZM84 252L85 251H83V255H85L84 254ZM19 253H21V252H19ZM227 253H229V254H231L230 255V257H228L227 258V256H226V254ZM150 254V253H149ZM77 255H78V253H77ZM82 255V256H83ZM158 255V254H157ZM80 256V255H79ZM145 256V258H143ZM86 257V256H85ZM147 257V258H146ZM64 258H66V257H64ZM76 258V257H75ZM68 258H66L65 260L68 262V260H67ZM70 259V258H69ZM72 259H74V257H72ZM76 259H79V258H76ZM76 259L74 260L75 262H76ZM63 261L62 260V262H64V264H65V262L66 261ZM80 260L81 259H79V264L81 263L80 262ZM150 260H151V262H150ZM71 261V260H70ZM82 261V260H81ZM78 262H76L77 264H78ZM35 263V262H34ZM75 263V264H76ZM25 264V263H24ZM30 264V263H29ZM69 264V263H68Z\"/></svg>","mask_w":264,"mask_h":264}]
</instances>
